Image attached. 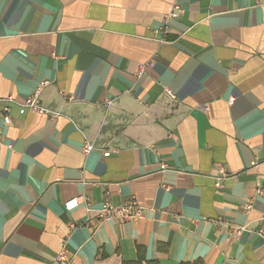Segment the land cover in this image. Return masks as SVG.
Listing matches in <instances>:
<instances>
[{"label": "crops", "instance_id": "1", "mask_svg": "<svg viewBox=\"0 0 264 264\" xmlns=\"http://www.w3.org/2000/svg\"><path fill=\"white\" fill-rule=\"evenodd\" d=\"M5 111L0 264H264V0H0Z\"/></svg>", "mask_w": 264, "mask_h": 264}, {"label": "built area", "instance_id": "2", "mask_svg": "<svg viewBox=\"0 0 264 264\" xmlns=\"http://www.w3.org/2000/svg\"><path fill=\"white\" fill-rule=\"evenodd\" d=\"M173 9L166 14V20L165 23H168V21L174 17H177L181 11L182 7L181 5L174 1ZM166 29H167V24L160 26L157 28L156 32L157 34L161 35L162 38L161 40H165L166 38ZM146 69V66H143L140 70L141 73H143ZM51 83V80L45 79L39 82V84L35 87V89L32 91L31 95L26 98L24 102V107L22 109V112H25L26 110H31V111H37L42 114H50L52 116H60L62 113L60 111H56L51 109L50 107H46L42 104L40 100L41 92L43 91L44 88L47 87L48 84ZM172 97H175L172 94ZM64 99L66 101H74L75 97L74 96H65ZM0 118L3 119V122L6 124H9L11 122V117L8 111H5L4 114L0 115ZM2 133V126L0 124V134ZM96 147V141H85L83 144V148L85 153H91L92 150H94ZM115 151V149L113 150ZM112 153V149L108 148L106 151H104V155L107 156ZM220 173H223L225 176V168L222 167L220 169ZM262 188H259L257 193L263 194ZM79 203V199H72L66 203L67 208H72L73 206L77 205ZM253 201L252 199L249 200L248 204L246 205V210L249 211L252 208ZM143 206L139 204V202L132 198L126 202H124L121 205H114L110 201L105 202L103 205V208L100 211L99 217L103 221H107L110 218H115V219H120V220H125V221H137L140 218L143 217ZM238 234L242 231V228L235 229ZM261 235H264V232H261ZM58 255L56 258V263L59 264H71V256L69 251H67V240L63 241L60 243L59 250H58Z\"/></svg>", "mask_w": 264, "mask_h": 264}, {"label": "trees", "instance_id": "3", "mask_svg": "<svg viewBox=\"0 0 264 264\" xmlns=\"http://www.w3.org/2000/svg\"><path fill=\"white\" fill-rule=\"evenodd\" d=\"M139 254L136 260H126L125 264H161L158 260H148L145 255V250L142 247H139Z\"/></svg>", "mask_w": 264, "mask_h": 264}]
</instances>
